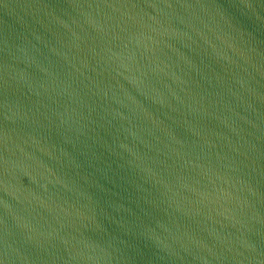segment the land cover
<instances>
[{
  "label": "water",
  "instance_id": "95a60500",
  "mask_svg": "<svg viewBox=\"0 0 264 264\" xmlns=\"http://www.w3.org/2000/svg\"><path fill=\"white\" fill-rule=\"evenodd\" d=\"M0 264H264V0H0Z\"/></svg>",
  "mask_w": 264,
  "mask_h": 264
}]
</instances>
